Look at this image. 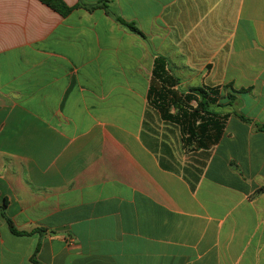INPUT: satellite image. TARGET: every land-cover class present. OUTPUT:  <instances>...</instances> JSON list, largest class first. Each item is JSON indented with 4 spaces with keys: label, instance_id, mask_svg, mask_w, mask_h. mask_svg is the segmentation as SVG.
<instances>
[{
    "label": "crops",
    "instance_id": "1",
    "mask_svg": "<svg viewBox=\"0 0 264 264\" xmlns=\"http://www.w3.org/2000/svg\"><path fill=\"white\" fill-rule=\"evenodd\" d=\"M63 1L0 0V264H264V0ZM156 57L222 90L216 145L150 104Z\"/></svg>",
    "mask_w": 264,
    "mask_h": 264
},
{
    "label": "trees",
    "instance_id": "2",
    "mask_svg": "<svg viewBox=\"0 0 264 264\" xmlns=\"http://www.w3.org/2000/svg\"><path fill=\"white\" fill-rule=\"evenodd\" d=\"M43 4L58 11L62 16H68L73 8L67 6L63 0H40ZM97 8L108 9L107 5L99 4L89 7V10ZM118 21L133 32L140 34V31L133 25ZM178 79L173 77L169 71L168 60L164 57H156L152 74V81L148 93V101L156 108L162 118L180 126L183 142L186 147L193 149H208L218 143L223 135L227 115L221 114L217 108L224 105V99L220 88H193L187 93L178 94L174 87ZM236 93H239L238 91ZM229 104L234 97H226ZM196 103V107L191 105ZM176 109L170 113V108ZM10 231L15 235H29L27 232H20L13 222L6 218Z\"/></svg>",
    "mask_w": 264,
    "mask_h": 264
}]
</instances>
